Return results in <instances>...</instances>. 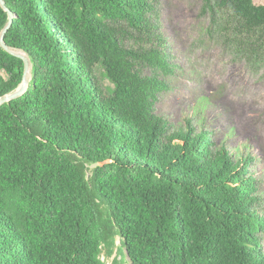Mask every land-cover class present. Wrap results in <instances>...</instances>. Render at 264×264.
<instances>
[{
  "label": "trees",
  "instance_id": "16d2710c",
  "mask_svg": "<svg viewBox=\"0 0 264 264\" xmlns=\"http://www.w3.org/2000/svg\"><path fill=\"white\" fill-rule=\"evenodd\" d=\"M5 2L32 79L0 106V264H107L115 249L112 264H264L253 155L155 113L174 73L157 0ZM202 3L207 32L259 67L264 4ZM8 20L0 3V32ZM24 68L0 45V96Z\"/></svg>",
  "mask_w": 264,
  "mask_h": 264
},
{
  "label": "rangeland",
  "instance_id": "374dc122",
  "mask_svg": "<svg viewBox=\"0 0 264 264\" xmlns=\"http://www.w3.org/2000/svg\"><path fill=\"white\" fill-rule=\"evenodd\" d=\"M254 2L264 4V0ZM202 6V0H157L156 33L167 45L174 73L165 77L167 87L158 94L154 110L166 120L169 132L188 125L198 130L208 127L215 131L216 144L232 149L234 160L251 153L254 160L248 170L257 178V202L264 215V60L254 66L231 43L209 34L211 18ZM96 74L104 88L112 87L103 68ZM116 250L102 259L112 264Z\"/></svg>",
  "mask_w": 264,
  "mask_h": 264
},
{
  "label": "water",
  "instance_id": "95a60500",
  "mask_svg": "<svg viewBox=\"0 0 264 264\" xmlns=\"http://www.w3.org/2000/svg\"><path fill=\"white\" fill-rule=\"evenodd\" d=\"M0 3L3 6V8L8 12V16H9V20H8L6 26L0 32V45L5 50H7L9 53H11L17 57L22 58L24 60V63H25L23 79H22V82L20 83V85L15 90L0 96V106H2L5 103H8L12 100H15V99L21 97L22 95H24L28 91L29 86H30V81L32 79V62H31L29 54L26 51H24L23 49H20V48L12 47V46L7 44V42L5 40V36H6L7 31L9 30V28L13 24L15 14H14V12H12V10H10L6 6L5 0H0Z\"/></svg>",
  "mask_w": 264,
  "mask_h": 264
}]
</instances>
